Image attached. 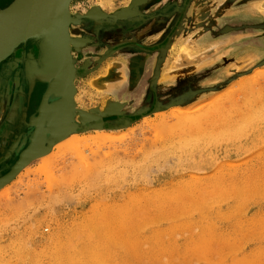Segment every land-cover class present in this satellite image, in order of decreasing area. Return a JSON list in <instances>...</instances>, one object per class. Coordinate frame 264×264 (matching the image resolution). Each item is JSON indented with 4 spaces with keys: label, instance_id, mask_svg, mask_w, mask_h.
Masks as SVG:
<instances>
[{
    "label": "rangeland",
    "instance_id": "rangeland-1",
    "mask_svg": "<svg viewBox=\"0 0 264 264\" xmlns=\"http://www.w3.org/2000/svg\"><path fill=\"white\" fill-rule=\"evenodd\" d=\"M102 1L73 0L68 26L73 122L102 128L52 144L49 98L35 157L0 192V264H264V0ZM25 47L0 63V156L26 130L0 178L47 87L13 109L8 62L26 78ZM72 135L79 153L40 170Z\"/></svg>",
    "mask_w": 264,
    "mask_h": 264
},
{
    "label": "water",
    "instance_id": "water-1",
    "mask_svg": "<svg viewBox=\"0 0 264 264\" xmlns=\"http://www.w3.org/2000/svg\"><path fill=\"white\" fill-rule=\"evenodd\" d=\"M73 0H10L7 6L0 9V63L9 55L17 53L21 47L29 45L36 50L35 60L30 64L24 63V72L29 85L45 83L47 85L38 108V118L33 143L14 164L10 171L0 178V189L10 183L28 162L35 157L34 151L39 144V132L46 118L51 96H60L61 101L55 107H62L63 125H55L51 135L58 142L71 134L86 129L84 125L94 122L91 127L101 129L99 116L80 113L77 125L73 122L71 102V86L74 68L70 56V45L76 47L75 41L68 36L70 23L69 6ZM41 10L44 15L51 17L36 32L28 34L30 20ZM47 19V18H46ZM30 68V69H29ZM57 109V108H56ZM43 151L40 155L45 154Z\"/></svg>",
    "mask_w": 264,
    "mask_h": 264
},
{
    "label": "flooded vegetation",
    "instance_id": "flooded-vegetation-1",
    "mask_svg": "<svg viewBox=\"0 0 264 264\" xmlns=\"http://www.w3.org/2000/svg\"><path fill=\"white\" fill-rule=\"evenodd\" d=\"M73 29H75V27H73ZM30 49H32L30 46H26L23 50V56L26 57V55L29 54ZM36 55L37 54L35 53V57H36ZM8 63L12 67L11 68L12 70H10V71H12V73H16V72L20 71L18 74L19 77L12 76L11 80L9 82V84H10V95H11V99L13 101L12 104H14L13 109L18 108L19 106H22L23 109H24V107H28V108L32 109L33 106H35V103L39 100V94H40L41 88H43V85H41L39 83L35 84L36 88L34 89V92L32 93L31 97L29 98L30 100L28 102V96H27L28 81L23 76L22 67H20V65L18 66L12 60H10ZM12 78H13V80H12ZM139 78H141V77H139ZM19 99H21V100H19ZM9 128H10V125H7L6 123L0 125V138H5L6 135H10L11 129H9ZM17 129H18V131H17L15 137L10 142L8 148L3 153V155L0 156V163H2L5 158H7L6 157L7 154H9L10 156L13 155V153L16 151V149L22 143L23 138H20L19 135H20V130H23V129L20 126H18ZM23 131L25 132L26 130H23Z\"/></svg>",
    "mask_w": 264,
    "mask_h": 264
},
{
    "label": "bare ground",
    "instance_id": "bare-ground-1",
    "mask_svg": "<svg viewBox=\"0 0 264 264\" xmlns=\"http://www.w3.org/2000/svg\"><path fill=\"white\" fill-rule=\"evenodd\" d=\"M7 1V0H6ZM104 1V0H103ZM102 1V2H103ZM108 6V5H107ZM103 8V7H102ZM101 8V9H102ZM109 8V7H108ZM90 9V8H89ZM47 18V19H46ZM51 19V17H47L44 15L43 11L39 10L37 12V14L34 15V17L30 20V23H29V26H28V34H33L34 32H36L46 21L48 22L49 20ZM72 22V21H71ZM69 31V30H68ZM72 37V36H71ZM75 43V42H74ZM81 43V42H80ZM81 46V45H80ZM32 49H30V52L29 54L25 56H22V57H19L21 58V61H23L24 63H27V65L29 67L30 64L35 60V53H36V50L31 47ZM77 48V47H76ZM74 50V49H73ZM23 58V59H22ZM13 59V58H12ZM8 61V60H7ZM6 63V62H5ZM17 69V68H16ZM30 69V68H29ZM2 70V69H1ZM10 70V69H9ZM19 70V69H18ZM7 72V71H6ZM5 72V73H6ZM8 74V73H7ZM1 77V76H0ZM2 78V77H1ZM13 80V78H12ZM6 82V81H5ZM6 86V85H5ZM10 87V86H9ZM21 93V92H20ZM21 100V99H19ZM21 103V102H20ZM174 115H172V117H175V118H178V116L180 115H183L185 114L184 112H182L181 110L179 109H175L173 112H172ZM161 114V112H160ZM10 115V114H9ZM54 115V114H53ZM161 116V115H160ZM14 118V117H12ZM50 118V117H49ZM159 114H158V119H159ZM14 121V119H12ZM49 122V121H48ZM9 124V123H8ZM49 127V126H48ZM103 133V132H101ZM76 135V134H75ZM75 135H72L71 138H68L67 141L65 142H62V143H57L55 144L52 149V151L45 157L42 158V162L44 164H42L41 166V169L42 171L45 170V168L47 169V165H49L48 163V160L50 159H53L54 157H57V155L59 156V154H72V155H77L79 152V147L80 145L82 144V140L79 139L78 136H75ZM67 139V138H66ZM94 140H109L108 137H106L105 135L103 134H99L97 135ZM43 141V140H42ZM63 141V140H62ZM20 175V174H19ZM19 177V176H17ZM4 190H6L5 187H3V189L0 190V192H3Z\"/></svg>",
    "mask_w": 264,
    "mask_h": 264
},
{
    "label": "crops",
    "instance_id": "crops-1",
    "mask_svg": "<svg viewBox=\"0 0 264 264\" xmlns=\"http://www.w3.org/2000/svg\"><path fill=\"white\" fill-rule=\"evenodd\" d=\"M7 5H8V4H7ZM7 5H6V6H7ZM3 8H4V7H3ZM0 9H2V8H0ZM36 54H37V53H36ZM36 83H37V82H36ZM36 83H35V84H36Z\"/></svg>",
    "mask_w": 264,
    "mask_h": 264
}]
</instances>
